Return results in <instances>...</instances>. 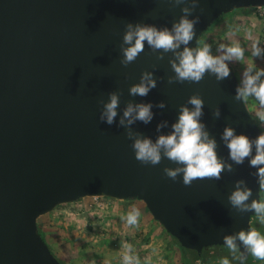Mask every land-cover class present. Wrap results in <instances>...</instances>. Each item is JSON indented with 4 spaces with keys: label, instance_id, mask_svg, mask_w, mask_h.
<instances>
[{
    "label": "water",
    "instance_id": "1",
    "mask_svg": "<svg viewBox=\"0 0 264 264\" xmlns=\"http://www.w3.org/2000/svg\"><path fill=\"white\" fill-rule=\"evenodd\" d=\"M184 6L170 0H0V264H63L37 220L87 197L142 201L182 248L197 255L208 247H227L224 236L252 230L254 211L238 212L228 197L244 180L252 193L247 203H261L258 170L249 166L251 157L234 164L221 135L226 126L250 139L263 133L243 98H234L240 84L231 66L221 81L206 72L199 83L169 84L175 54L157 59L161 52L146 42L133 63H120L121 46H130L123 45L126 24L171 29ZM259 7L264 0H199L189 19L199 16L200 22L186 47L199 49L201 35L222 15ZM145 71L157 86L146 97L131 96L129 89ZM113 92L120 103L108 125L100 121V101L107 103ZM192 95L203 99L201 123L233 171L225 170L219 181L196 179L186 187L182 175L176 181L165 176V167L179 166L168 159L156 166L138 162L119 121L128 103L152 104V121H136L130 130L155 142L170 134L179 107ZM161 103L164 108L157 107ZM216 108L218 119L212 114ZM165 121L167 127L157 131ZM237 245V264H243L250 252Z\"/></svg>",
    "mask_w": 264,
    "mask_h": 264
},
{
    "label": "clouds",
    "instance_id": "2",
    "mask_svg": "<svg viewBox=\"0 0 264 264\" xmlns=\"http://www.w3.org/2000/svg\"><path fill=\"white\" fill-rule=\"evenodd\" d=\"M175 6L185 5L181 8L182 15L178 22H174L171 29H158L152 25L131 24L125 26L123 35V45L121 46L122 59L121 65L127 67L133 63L144 50L145 42L154 52H161L157 59L162 60L163 54L172 52L176 60L170 62L174 76L168 78V83H199L205 73L214 74L218 81L228 78L231 69L226 61L233 58L242 59L244 50L239 46L220 45L225 50V55L214 57L210 54V46L204 45L200 49H191L186 47L195 36V26L200 22V17L196 16L189 19L199 7V0H170ZM203 11V10H201ZM181 45H184L182 52H178ZM252 55L259 57L264 53V48L253 44ZM242 87L236 89V100L245 97H254L264 108V69L255 73L251 69L242 73ZM157 86L156 80L151 72L145 71L141 74L140 82L129 89L131 96L146 97L149 92ZM103 110L100 113V121L112 125L118 115L117 108L120 103V94L113 92L109 94L108 102L104 103ZM187 105H191L189 108ZM153 105L128 103L124 109L123 116L119 121L121 127L128 129L127 138L132 140L131 145L135 159L142 165L156 166L166 158L170 162L179 165L175 168L165 167L163 172L165 176L172 181L182 175L183 185L190 187L196 179H214L221 180L222 173L226 170L229 173L233 171L232 165L225 164L217 155V143L214 137H211L206 130V125L201 123L204 115V101L199 95H192L186 104L179 107L177 121L172 124L171 132L168 135H160L155 142L150 138L142 137L138 133H133L130 126L136 121L149 124L153 119ZM164 108L163 103L157 105ZM213 116L219 118L221 113L219 108L213 110ZM167 127V122H162L157 126V131ZM221 140L229 150V159L236 165H243L246 159L249 160V166L256 168L258 183L264 187V134H260L255 139H250L246 135L236 134V130L226 126L221 135ZM253 148L255 155L253 156ZM252 193L247 188L244 180H238L235 184V190L231 192L228 201L232 208L238 212L244 213L254 211L255 214L264 217V203L249 201ZM140 213L138 210H132L127 215V223L134 225L138 222ZM224 244L235 250L237 241L257 259L264 260V235L259 232L240 231L236 235L224 236ZM127 259V257H126ZM222 264H229L227 259Z\"/></svg>",
    "mask_w": 264,
    "mask_h": 264
},
{
    "label": "rangeland",
    "instance_id": "3",
    "mask_svg": "<svg viewBox=\"0 0 264 264\" xmlns=\"http://www.w3.org/2000/svg\"><path fill=\"white\" fill-rule=\"evenodd\" d=\"M251 14L252 12H236L219 17L206 35L210 54L214 57L225 55V50L220 45L235 46L239 37H242V49L246 55L243 72L250 69L249 60L253 44L264 48V18L256 13V16L250 17ZM235 59L228 62L237 67ZM92 201L87 197L77 204L60 205L51 213L38 218L39 227H42L43 219L46 220L45 223H49L46 239L52 249L48 247L56 255L54 256L64 264H145L144 257L149 251L145 248L147 241L143 240L145 237L141 228L144 229L147 224L140 221L139 227L136 224L129 225L125 218L120 219L118 208L111 205V209L99 210L92 205ZM78 204L82 206H77ZM251 221V229L264 235V221L261 216L257 215ZM149 233H152L151 229ZM169 238V247H165V250L175 248L170 254L173 260L180 264L182 260L177 250V242L170 235ZM78 245L82 247L80 252L77 251ZM227 250L229 249L224 246L219 248L217 254L212 257L213 264H222V261L227 259ZM166 252L168 253L167 250ZM253 258L250 253L248 260L252 261Z\"/></svg>",
    "mask_w": 264,
    "mask_h": 264
},
{
    "label": "crops",
    "instance_id": "4",
    "mask_svg": "<svg viewBox=\"0 0 264 264\" xmlns=\"http://www.w3.org/2000/svg\"><path fill=\"white\" fill-rule=\"evenodd\" d=\"M250 12H252L250 17L256 16L255 10H252ZM242 42H243L242 37H239L235 46H239L242 48V46H243ZM245 59H246V55L244 52V56L242 59H235V64H237V67L231 66V63L226 61V63H228L231 66V68L233 69V71L235 72L237 79L239 81L240 87H242L241 81L243 79L242 73H243V68L245 66V62H246ZM249 62H250L249 68L252 70L253 73H255L256 71H259L260 69H264V53H262L259 57H254L251 53ZM261 79L264 80V77H262ZM243 100H244L245 106H246L248 112L250 113L252 119L255 121L257 126L260 128V130L264 134V108H261L259 102L254 97H245V98H243ZM88 198H90V197H88ZM112 205L116 209L118 208V213L120 215L119 216L120 219L125 218V220H127L128 213L135 209V210H138L140 213V216L138 217V222L136 223V225L139 227L140 221H143L145 224H147V226L144 229L141 228V230L143 231L142 235L145 237L143 240L145 242L147 241L146 242L147 245H145V248L147 249V251H149L145 255L146 257H144L145 264H177L176 260H173V256H171V254H170L171 252H173L176 249L175 248H173V250L166 249L168 251V253L165 250V247H169V245H167L170 242L169 234L163 229V227L158 222H156L153 219V217L147 211L145 204L142 201L113 199ZM45 221L46 220L43 219L42 227H39L38 225L37 226L41 230V233L43 234V236L47 242L46 237H47L48 231H49V228H48L49 223L48 222L45 223ZM37 222H38V220H37ZM150 229H151L152 233H149ZM47 244L49 246L48 242H47ZM81 249H82V247L80 245H78L77 251L80 252ZM177 250H179V249H177ZM170 258H172V260Z\"/></svg>",
    "mask_w": 264,
    "mask_h": 264
},
{
    "label": "trees",
    "instance_id": "5",
    "mask_svg": "<svg viewBox=\"0 0 264 264\" xmlns=\"http://www.w3.org/2000/svg\"><path fill=\"white\" fill-rule=\"evenodd\" d=\"M252 10H255V8H251V9H242V10H236V11H233L232 13H230L231 15L236 13V12H239V13H249L250 11ZM229 14V13H228ZM227 15V14H226ZM222 16H225V15H222ZM221 16V17H222ZM220 17V18H221ZM219 19V18H218ZM217 19V20H218ZM217 20L213 23V25L211 26L214 27ZM210 29V28H209ZM209 29L204 32L201 37L199 38L198 40V47L199 49L202 48L204 45H209L208 42V38L206 37V35L208 34L209 32ZM222 34V33H221ZM260 200H261V203H264V195H263V187L260 186ZM257 216V214L253 215L251 217V219L253 217ZM260 217V216H259ZM262 220L264 221V217H261ZM250 219V223H252ZM254 222H255V219H254ZM253 222V224H254ZM44 241L46 242L43 234L41 233ZM173 238V237H172ZM174 239V238H173ZM176 242L177 240L174 239ZM47 243V242H46ZM48 245V244H47ZM177 245H178V249L180 251V254H181V260H182V263L181 264H213V256H215L217 254V250L219 248H222V246H212V247H208V248H205L203 249L201 255H197V253L195 251H192V250H188V249H184L182 248L179 243L177 242ZM229 250H227V253H226V256H227V259L229 260V264H236L235 261L238 262V256H239V253L237 251V249L233 250V249H230L228 247H225ZM52 251V250H51ZM52 253L54 254V252L52 251ZM55 255V254H54ZM56 256V255H55ZM250 257V255H249ZM249 257L244 261L243 264H264V261L263 260H260V259H257V258H253L252 261H249ZM58 260L63 263L59 258ZM64 264V263H63Z\"/></svg>",
    "mask_w": 264,
    "mask_h": 264
},
{
    "label": "built area",
    "instance_id": "6",
    "mask_svg": "<svg viewBox=\"0 0 264 264\" xmlns=\"http://www.w3.org/2000/svg\"><path fill=\"white\" fill-rule=\"evenodd\" d=\"M256 14L262 18H264V7H259V8H255ZM93 201H92V205L96 208H98L99 210H103V209H111L112 208V204H113V199L111 198H107V197H90ZM77 203H80V201H78ZM75 203V204H77ZM77 206H82V205H77Z\"/></svg>",
    "mask_w": 264,
    "mask_h": 264
}]
</instances>
